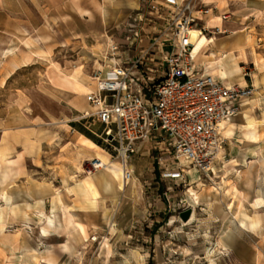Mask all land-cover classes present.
<instances>
[{
	"label": "rangeland",
	"instance_id": "374dc122",
	"mask_svg": "<svg viewBox=\"0 0 264 264\" xmlns=\"http://www.w3.org/2000/svg\"><path fill=\"white\" fill-rule=\"evenodd\" d=\"M83 1L93 14L89 24L80 22V28L90 27L91 30L83 32L94 38L96 46L92 50L109 59L113 42L108 43L107 34L118 35L119 32H110L108 23L104 25L103 0ZM5 2L0 0V7L7 6ZM54 2L47 0L45 8L48 10V22L52 24L55 21L51 11ZM43 4L42 0L28 3L32 9V21H38L40 13L42 18L43 11L38 8L42 9ZM262 18L259 16L258 20ZM257 21L241 31L220 32L210 28L206 33L210 37L227 33L240 41V51L236 53L237 58H233L237 71L228 75L224 82L237 84L246 92L238 101V112L227 122L229 130L222 133V150L208 173L185 159L177 158L171 150L155 147L157 143L128 159L133 177L125 181L115 143L106 140V133L99 145L109 153V159L105 157L110 164L108 168L89 170L91 160L103 156L81 157L75 153L82 150L79 146V150L75 147L68 149L63 144L57 151L52 146L48 148L47 165H60L63 189L60 192L58 187L54 193H62L59 196L63 197L66 205L72 201L73 191L65 167L72 175L77 167H83L87 179L110 171L118 181L120 191L100 195L95 190L88 195V198L92 195L95 202L88 207L90 211L85 214V224L75 217L76 223L84 226V231L79 227L82 243L73 253L61 252L71 233L66 222L71 214L67 210H75V206L81 208L80 204L71 203L73 206L58 209L62 213H55L51 206L54 194L46 199L43 206L7 207L6 196L0 198V264H27L28 261L49 264L43 261L48 250L57 256L56 264H264V21ZM0 22L6 20L0 16ZM118 44L122 46V43ZM213 45L214 42L209 43L200 54L215 51L223 57L226 51ZM81 49L66 47L59 50L57 57L74 61L82 51V55L92 56L90 49ZM224 59L219 66L226 68L229 62ZM238 60H243V63H238ZM160 61L158 55L151 66L156 68ZM196 70L201 73L209 69L204 63L196 65ZM88 72L92 76L93 70ZM41 73L42 69L25 71L20 80L23 82L27 76L37 77ZM159 74L160 71L154 74L155 82ZM216 77L223 78L220 75ZM36 108H39L38 104ZM66 130L64 127L63 135L68 132ZM50 133L48 135L54 134ZM234 166L242 169L241 177ZM30 169H34L31 164ZM47 175L50 176L49 173ZM235 185L239 189L236 195L232 189ZM17 194L20 192L14 195ZM259 197L263 200L259 201ZM100 199L102 206L97 202ZM187 210L191 213L184 220L183 214ZM243 211H247L253 221L247 219L242 223Z\"/></svg>",
	"mask_w": 264,
	"mask_h": 264
},
{
	"label": "crops",
	"instance_id": "0c3cea01",
	"mask_svg": "<svg viewBox=\"0 0 264 264\" xmlns=\"http://www.w3.org/2000/svg\"><path fill=\"white\" fill-rule=\"evenodd\" d=\"M4 1L7 6L0 7V16L6 20L4 23L0 22V192L6 190L7 207L43 206L46 199L54 194L51 206L55 213L60 211V207L80 204L81 208L75 206V210L67 212L74 217L75 222L76 217L85 224V214L90 211L88 207L95 202L91 199L92 195L88 198V194H84V191L87 192L85 184L76 183L70 178L72 173L65 167L67 180L73 191L72 201L66 205L63 197L59 196L62 193H54L58 187L60 192L63 189L60 165L48 166L47 152L52 146L57 151L66 144L68 149L75 147L79 150L78 146L81 147L82 150L75 151L81 157L91 155L109 159V153L99 145L106 129L98 121L97 108L87 100L85 94L78 93L72 87L54 83L49 77V67L55 64L60 71L76 76L90 91H95L96 82L88 71L101 68L103 76H112L111 70L103 61L111 66L114 61L92 50L96 46L95 40L90 34L83 32L91 30L90 27L80 28V22L89 24L90 15L93 14L83 0H55L51 9L55 15L53 24L48 22L46 16L47 0H42V9L38 8L43 11L42 18L41 13L38 15V21H32V9L28 5L31 0H12L11 6L10 0ZM196 1L211 8L202 19L209 28L218 27L220 32L250 28L259 16L263 18L256 23L264 21V0ZM103 3L104 25L108 23L110 32H119L118 35L107 34L108 43H122L120 56L117 57L119 63L127 64L139 56L148 60L149 53L146 50L154 40H162L159 34L166 20L155 14H147L143 21L145 31H139V36L136 37L132 32L139 30L140 24L135 16L145 3L144 0H103ZM223 14L227 17L223 18ZM233 38L232 35L223 33L212 41L214 48L226 51L224 61L229 63L237 58L236 53L240 51V41ZM66 47L76 50L86 47L90 49L92 56L82 55V51L74 61L57 57L59 50ZM160 49L158 46H155V50L153 48L156 57ZM210 57L193 53L196 65L207 63ZM242 61L238 60V63H243ZM226 68L228 75L237 71L229 65ZM37 69H42L41 75L32 78L27 76L23 82L20 80L25 71ZM201 73L208 74V71ZM36 104L39 108H36ZM64 127L68 131L65 135L62 133ZM48 132L54 134L48 135ZM156 144L155 141L142 144L135 154ZM157 146L159 149L169 150L165 145L158 144L155 147ZM30 164L35 170L30 169ZM88 180L100 195H112L120 191L118 181L110 171L90 176ZM15 192L20 194L14 195ZM97 202L98 205H103L101 199ZM79 229L67 236L66 252L73 253L79 249L82 243V232L79 233ZM65 251L62 249L61 253ZM27 264L33 263L28 261Z\"/></svg>",
	"mask_w": 264,
	"mask_h": 264
},
{
	"label": "built area",
	"instance_id": "2783aa9c",
	"mask_svg": "<svg viewBox=\"0 0 264 264\" xmlns=\"http://www.w3.org/2000/svg\"><path fill=\"white\" fill-rule=\"evenodd\" d=\"M210 10L196 0L146 1L135 16L140 25L139 30H133L134 36L145 31L147 14L166 20L159 34L162 40H154L146 50L148 60L139 56L127 64L119 63V44L112 43L107 58L114 64H103L113 75L103 76L101 68L93 70L96 90L85 96L97 108L98 121L107 128L106 140L115 143L125 181L133 177L128 159L142 144L152 141L165 145L177 158L183 157L204 173L219 158L224 142L222 124L238 112V101L246 92L237 84L224 82L225 78L196 70L192 32L209 31L202 16ZM215 30L220 31L218 27ZM155 45L161 47L156 68L151 66L156 60ZM159 71L155 82L154 74ZM97 159L91 160L89 170L109 167Z\"/></svg>",
	"mask_w": 264,
	"mask_h": 264
},
{
	"label": "bare ground",
	"instance_id": "6f19581e",
	"mask_svg": "<svg viewBox=\"0 0 264 264\" xmlns=\"http://www.w3.org/2000/svg\"><path fill=\"white\" fill-rule=\"evenodd\" d=\"M211 28H215V27H211ZM192 35H193L192 40L195 43L194 54H199L201 52V49H203L205 46H207L210 42H212L214 40V36H212V39H210V36H208L205 33L200 34L197 30H194L192 32ZM210 56L213 57V59H208L207 60L206 64H207V67L209 69L208 70V74H210L212 76L220 75V76H223V78L227 79V77H228L227 68L219 66V62L225 56L223 55V57H221V55H219L215 51H211L210 54H205L206 58H208ZM229 66H231L232 68L236 69L237 64L233 60L232 62L229 63ZM49 77L54 83H56L58 85H62V86L72 87L75 91H77L80 94H85V93L90 91V88L85 83H83L81 80H79L76 76L68 75V74L60 71L56 67L55 64H52L49 67ZM227 122H224L222 124V133H224L225 131L229 130ZM181 159L183 160L184 158L181 157ZM97 161L101 162L102 165L107 164V159L105 157L98 158ZM234 168H235V166H234ZM234 170L237 173V175L239 177H241L242 169H240L239 166H238ZM121 174H122V170H121ZM71 178L73 180L77 181V182H82V183L85 184L86 191H87L86 194L89 195V193H95L94 185H93V183H91L87 179V174H86V171H85V169L83 167H81V166L77 167L76 172L73 173ZM232 189H234V191H235L234 195H236V193L239 191V189H238V187L236 185L233 186ZM5 196H6V191H3V192L0 193V198L1 199H4ZM258 200L262 201L263 199L261 197H259ZM241 214H242V217H241V222L242 223H245V221L247 219H251V221H253L251 215L247 211H243ZM66 222H67V227H69L71 232H76L75 230H78L79 227L81 228V230L84 231V226L82 224H80V223H76L73 220L72 215L68 216ZM109 246L110 245L107 244V247H109ZM62 249L65 251V250H67V247L66 246H62ZM43 261L46 262V263H49V264H56L57 256L55 255V253L52 250H48L46 255L43 256Z\"/></svg>",
	"mask_w": 264,
	"mask_h": 264
},
{
	"label": "water",
	"instance_id": "95a60500",
	"mask_svg": "<svg viewBox=\"0 0 264 264\" xmlns=\"http://www.w3.org/2000/svg\"><path fill=\"white\" fill-rule=\"evenodd\" d=\"M109 138L111 139L112 138V135H110ZM190 213H191L190 210H187L186 212H184V214H183L184 220H187L189 218Z\"/></svg>",
	"mask_w": 264,
	"mask_h": 264
}]
</instances>
